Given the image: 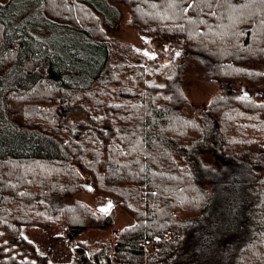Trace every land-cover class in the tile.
Here are the masks:
<instances>
[{"label":"trees","instance_id":"trees-1","mask_svg":"<svg viewBox=\"0 0 264 264\" xmlns=\"http://www.w3.org/2000/svg\"><path fill=\"white\" fill-rule=\"evenodd\" d=\"M36 1L37 19L97 38L103 58L72 82L73 64L28 30L18 0H0V264H50L36 251L23 259L33 243L24 225L64 226L75 244L112 227L117 205L133 223L93 254L80 242L78 261L64 264H264V4L105 0L162 44L114 62L83 0ZM196 69L223 90L189 113L184 84ZM67 107L91 128L62 125ZM85 181L116 201L110 211L75 197Z\"/></svg>","mask_w":264,"mask_h":264},{"label":"rangeland","instance_id":"rangeland-1","mask_svg":"<svg viewBox=\"0 0 264 264\" xmlns=\"http://www.w3.org/2000/svg\"><path fill=\"white\" fill-rule=\"evenodd\" d=\"M93 13L98 17L101 27L105 30L106 44L111 53L114 62H134L142 60L148 52H159L161 43L149 42L144 40L141 33L133 26H130V12L125 5H111L105 0H83ZM19 10L18 13H27L29 19V28L35 32V37H38L46 45V49L53 52L56 51L58 59L67 60V63H72L74 76H69L72 82L86 83L88 78L97 70L101 62L102 47L97 38L87 39L84 32L73 31L68 27H58L56 24H49L42 18H38L39 22L37 29L34 24H37V1L36 0H18ZM168 47L163 50H166ZM162 51V49L160 50ZM162 55V54H161ZM160 55V56H161ZM164 57V56H161ZM166 62L164 57L161 59ZM72 74V72H70ZM229 92L239 94L243 92L240 84L227 83ZM184 90L188 96V101L191 108L188 110H201L208 106L210 99L215 95L222 92L220 83L209 80L204 72L200 69L190 70L186 73V82ZM62 116V125L67 126L73 134L77 135L80 131L91 128L85 115L78 108H61L59 110ZM90 184L88 181L83 184ZM92 186V185H91ZM85 189V188H84ZM76 198L85 202L94 210L103 207L112 202L116 204L114 199H109L96 192L83 190L75 195ZM71 197L66 201L71 202ZM115 218L112 227L106 230L89 229L82 233L75 244H70L67 241V235L64 226H39V225H24L21 233L25 239L32 241V247H28L23 259L37 260L34 253L35 251L42 256L50 264H64L71 261H78L80 254L76 253L75 248L80 242H85L87 253L93 254L94 250L108 246L109 242L117 236L113 233L114 230L133 223L134 217L130 212L119 205L115 208ZM14 249V255H20L21 251ZM20 258V256H19ZM22 259V258H20ZM91 260L88 263H91ZM17 264V263H15ZM92 264V263H91Z\"/></svg>","mask_w":264,"mask_h":264},{"label":"water","instance_id":"water-1","mask_svg":"<svg viewBox=\"0 0 264 264\" xmlns=\"http://www.w3.org/2000/svg\"><path fill=\"white\" fill-rule=\"evenodd\" d=\"M165 48H166V45H165ZM84 188L87 189L88 191L93 190V187L90 184H85ZM109 205H111V207H109ZM113 206H114V203L110 202L107 205L100 207V209H107V211H110ZM113 233L116 235L118 233V230H114Z\"/></svg>","mask_w":264,"mask_h":264},{"label":"snow or ice","instance_id":"snow-or-ice-1","mask_svg":"<svg viewBox=\"0 0 264 264\" xmlns=\"http://www.w3.org/2000/svg\"><path fill=\"white\" fill-rule=\"evenodd\" d=\"M252 3H257L259 2L260 4H264V0H251ZM241 7L246 8L248 7V4H244ZM109 207H111V205H109ZM101 211H107V209H101Z\"/></svg>","mask_w":264,"mask_h":264}]
</instances>
